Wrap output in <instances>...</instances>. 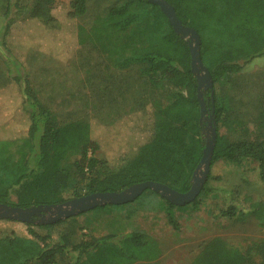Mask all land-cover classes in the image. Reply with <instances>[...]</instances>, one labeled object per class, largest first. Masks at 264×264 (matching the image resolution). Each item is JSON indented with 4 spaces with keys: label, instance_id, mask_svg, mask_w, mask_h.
<instances>
[{
    "label": "trees",
    "instance_id": "trees-1",
    "mask_svg": "<svg viewBox=\"0 0 264 264\" xmlns=\"http://www.w3.org/2000/svg\"><path fill=\"white\" fill-rule=\"evenodd\" d=\"M90 1L69 0L70 8L62 19L56 12L58 0H34L28 9L19 1L10 5L8 0L0 16L4 23L0 49L13 73L12 81L0 90V205L23 209L56 206L70 198L120 192L145 181L184 193L191 188L204 148L213 138L212 128L216 139L210 171L191 203L197 206L201 197L216 191L208 182L219 160L236 166L246 159L255 160L259 180L264 183V139L232 140L222 134L223 126L235 129L241 120L226 117L225 107L210 89L204 90L206 113L201 118L189 42L175 32L159 5L124 0L104 9L86 27L77 21L87 13ZM166 1L183 25L200 36V59L212 76L213 90L224 76L239 73L247 63L264 56V0ZM13 7L17 12H12ZM21 20L37 22L41 35L33 32V47L59 60L66 56L68 60L71 54L63 45L67 40H52L48 34L59 31L63 37L65 27L75 25L78 45L92 43L112 58L119 71L133 63L145 64L142 74L152 85L171 86L172 98L163 106L144 101L108 123L91 119L60 124L42 103L22 58L13 54L6 41L13 25ZM257 124L264 128V102L258 108ZM74 152L80 156L69 170L63 161ZM74 179L73 194L68 195ZM11 195L13 202L9 201ZM249 212L264 229V199L252 201ZM247 213L248 209L234 201L221 209L230 218L243 219ZM168 219L178 227L170 213ZM53 226L0 218V264H57L59 257L67 259V264H136L156 261L161 255L158 242L141 229L73 242L67 234L53 237ZM190 264H264V237L251 240L244 249L223 237H213Z\"/></svg>",
    "mask_w": 264,
    "mask_h": 264
},
{
    "label": "rangeland",
    "instance_id": "rangeland-1",
    "mask_svg": "<svg viewBox=\"0 0 264 264\" xmlns=\"http://www.w3.org/2000/svg\"><path fill=\"white\" fill-rule=\"evenodd\" d=\"M17 1L27 9L34 2L9 0L10 5ZM123 1L91 0L87 13L77 23L89 27L104 9ZM58 3L56 12L63 19L70 8L69 0H58ZM7 5L8 0H0V16ZM12 12H17V7H13ZM22 17L23 14L18 18ZM3 24L0 18V36L3 34ZM35 24L37 22L32 20L18 21L13 25L10 35L6 36V41H9L13 54L22 58L42 103L50 108L60 124L91 119L108 123L134 110L144 101L163 106L172 98L171 86L166 83L152 85L142 74L145 64L133 63L119 71L114 67L112 58L96 50L92 43L78 45L75 25L65 27L66 34L63 37L57 34L59 31H50L48 34L52 40H67L63 45L70 48L68 60L67 56L59 60L46 52H40L32 45L33 32L41 35ZM2 50L0 90L12 81L13 75L10 72L12 66L5 62ZM213 95L225 107L226 117L241 120L240 126L235 129L229 130L223 126L222 134L232 140L264 139V128H258L257 124L258 108L264 102V56L247 63L241 72L224 76L217 82ZM209 135L208 130V138ZM98 155L103 157L104 153L99 152ZM79 156L78 152L69 154L63 166L70 170ZM212 176L208 185L216 191L201 197L197 206L193 203L170 206L159 193L146 189L131 202L105 204L50 222L54 224L53 237L57 239L67 234L73 242H78L83 237L124 234L141 229L158 242L161 255L156 261L136 264H190L202 246L213 237H223L241 249L251 240L264 237V229L259 227L249 212L252 201L264 199V183L259 180L256 161L246 159L241 166H236L219 160L212 167ZM76 181L74 179L68 188V195L73 194ZM14 198L11 195L9 201H15ZM229 201L248 209L247 215L243 219L223 216L221 209ZM168 213L177 221V228L169 222ZM55 214L56 208L53 207L52 212L48 210L42 215L48 219ZM31 220L36 224L47 223L41 221V216H34ZM57 264H67V259L59 257Z\"/></svg>",
    "mask_w": 264,
    "mask_h": 264
},
{
    "label": "water",
    "instance_id": "water-1",
    "mask_svg": "<svg viewBox=\"0 0 264 264\" xmlns=\"http://www.w3.org/2000/svg\"><path fill=\"white\" fill-rule=\"evenodd\" d=\"M148 1L159 5L161 10L168 17L175 32L182 38L187 39L189 42L192 71L193 73H195L198 82L197 90L198 100L201 106V118H204V115L206 113L204 90L210 89L213 95L214 83L209 70L204 66L200 59V36L193 28L183 25V23L179 20L174 7L166 0ZM209 125H211V123ZM210 132H212L213 138L211 140H208L206 147L204 148L202 159L194 174L191 188L188 191L180 193L166 184L154 181H145L137 183L120 192H99L67 200L64 204L55 207L56 214L52 218L44 219V217H42L41 221L47 223L55 222L61 218L88 211L105 204H125L135 200L146 189L156 191L162 197L176 205H185L191 203L201 192L204 186V182L208 177V173L210 171L211 157L214 147V141L216 139L215 128H212ZM202 167L203 170H201ZM53 207L54 206L42 207L41 205H39L37 207L23 209L11 205H0V218H13L22 221H30L34 216H41L42 212H46L48 210L52 212Z\"/></svg>",
    "mask_w": 264,
    "mask_h": 264
},
{
    "label": "flooded vegetation",
    "instance_id": "flooded-vegetation-1",
    "mask_svg": "<svg viewBox=\"0 0 264 264\" xmlns=\"http://www.w3.org/2000/svg\"><path fill=\"white\" fill-rule=\"evenodd\" d=\"M74 199V198H73ZM66 202V201H65ZM65 202H63V203H61V204H64ZM61 204H58V205H61ZM58 205H56V206H58ZM56 206H54V207H56ZM65 208H67V207H65ZM42 214H43V212H42ZM43 217V215H41V218ZM33 218V217H32Z\"/></svg>",
    "mask_w": 264,
    "mask_h": 264
}]
</instances>
